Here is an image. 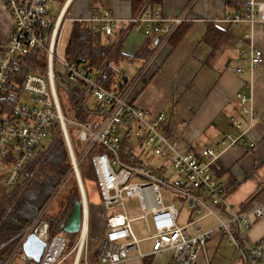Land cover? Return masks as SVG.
Here are the masks:
<instances>
[{
	"label": "built area",
	"instance_id": "2783aa9c",
	"mask_svg": "<svg viewBox=\"0 0 264 264\" xmlns=\"http://www.w3.org/2000/svg\"><path fill=\"white\" fill-rule=\"evenodd\" d=\"M2 2L13 28L9 37L0 39V179L6 190L17 187L26 177L28 165L47 152L42 151L43 140L50 136L51 149L52 142L62 136L72 162L71 174L77 179L83 200L81 229L70 250L67 251L69 240L65 232L52 236L48 233L46 218L47 209L67 176L36 219L15 236L16 244L4 264H11L16 255L23 264H65L72 254V264H127L132 252L136 251L139 258L146 256L140 247L145 239L150 241L151 254L172 251L169 264H196L212 237V230H203L195 221L179 224L176 204L166 202L162 184L168 187L174 200L187 201L192 211L208 207V214L219 218V230L239 245L234 229L262 219L264 206L251 211V219L249 213L227 205L226 189L214 171L221 168L216 148L208 146L198 152H179L175 138L168 135L167 115L161 112L154 116L135 104L143 81L157 64L158 53L170 43L179 27L191 20L190 8L163 13L147 0L141 11L130 19L128 31L138 29L146 36H153L155 50L134 75L119 71L115 79H107V64L88 68L68 59L65 48L62 50L68 20L66 5L54 14L55 0ZM226 21L230 25L249 23L251 27L257 21L264 22V2L251 1ZM75 22L82 23L88 31L106 36L114 35L117 25L109 9L95 10ZM237 46L238 74L253 73L262 65L264 51L255 45L252 32L239 38ZM62 93H67L73 101H80L71 116L64 113ZM237 97L243 104L249 100L242 93H237ZM11 99L14 105L6 110ZM80 107H84V119L76 118ZM244 110L253 115L251 108ZM71 127L76 130L79 151L73 145ZM241 136L228 134L226 138L230 145H235ZM156 158L167 164L153 165ZM82 162L92 170L104 218L105 235L95 263H91L88 251L92 206L79 168ZM131 198L138 200L141 214L136 218L144 221L149 233L146 238L138 237L133 228L136 218L130 216L126 206ZM33 232L46 242L40 261L23 250ZM244 255L246 264H264V235Z\"/></svg>",
	"mask_w": 264,
	"mask_h": 264
},
{
	"label": "crops",
	"instance_id": "0c3cea01",
	"mask_svg": "<svg viewBox=\"0 0 264 264\" xmlns=\"http://www.w3.org/2000/svg\"><path fill=\"white\" fill-rule=\"evenodd\" d=\"M251 1L264 2L161 0L152 4L155 10L163 13L189 7L191 20L178 42L169 43L158 53L157 64L143 81L135 104L154 116L161 112L167 115L168 135L175 138L179 152L193 148L200 151L208 146L216 148L221 168H214V171L228 191L225 197L227 205L249 213L248 218L252 219L251 211L264 206V62L253 73L238 74L236 67L240 62V53L237 41L252 32L255 45L264 51V22L257 21L251 27L249 23L230 25L226 21L231 14L243 11ZM65 5L68 19L65 27L69 24L71 30L77 19L88 17L95 10L111 11L117 19L116 30L112 36L102 34V38L105 42L118 41L120 55L116 61L120 65L115 67L127 76L134 75L155 50L153 36H146L138 29L128 31L130 19L142 9H136L133 0H55L52 12L57 14ZM209 23L226 31L223 41L217 45L204 39ZM12 28L11 16L0 0V39L9 37ZM237 93L249 97L248 102L243 104ZM244 108H251L253 115ZM228 134L242 136L237 144L230 145L226 138ZM223 141L226 143L222 144ZM162 163L167 164L165 161ZM5 191L0 179V199ZM91 204L93 208L94 203ZM209 211L204 206L200 211L191 210L188 219L179 223L186 225L195 221L203 230H212V237L200 252L196 264H246L244 251L264 235V217L252 225L238 226V245L219 230L218 216L208 214ZM97 217L103 225L102 212ZM92 226L93 223L90 230ZM102 228L98 234L103 238L105 233ZM248 229L253 235L249 233L246 238L248 244H245L241 235ZM91 236H94V231ZM67 238L69 240L70 236ZM99 246L100 243L92 249L96 255ZM150 249L143 251L146 256L142 258L137 257L136 251L132 252V259L127 264L170 263L171 250L151 254Z\"/></svg>",
	"mask_w": 264,
	"mask_h": 264
},
{
	"label": "trees",
	"instance_id": "16d2710c",
	"mask_svg": "<svg viewBox=\"0 0 264 264\" xmlns=\"http://www.w3.org/2000/svg\"><path fill=\"white\" fill-rule=\"evenodd\" d=\"M160 1L150 0L152 4L160 3ZM146 2L147 0H133V5L138 9L143 7ZM187 28L188 23H183L170 39V43L176 44ZM225 35L226 31L219 29L213 23H209L204 39L213 45H217L223 41ZM117 44L118 41L116 40L103 41L102 33L88 31L83 28L82 23L75 22L65 47V54L68 59L88 68H101L107 64V79H115L119 71L112 62L118 59L120 55V46H117ZM12 104L14 105V102L11 99L6 110H9ZM84 118H86L84 112L78 114V119ZM73 130L75 129L71 127L70 132H73ZM57 135L58 132L54 138ZM72 142L75 149L79 151L80 146L73 135ZM192 151L198 152L194 148ZM71 168L72 162L66 142L62 136H59L49 151L44 152L41 157H37L28 165L26 177L21 183L17 187L5 191L0 199V244L3 242L8 243L0 248V264H4L12 252L16 244L15 236L36 219L39 211L51 197L55 188L71 173ZM67 194L68 197L61 214L57 217L47 216L48 233L51 236L64 232V226L72 214L74 202L80 199V189L76 179ZM237 229L238 227L234 229L236 236ZM73 237L76 238V243L78 234L70 235V248L75 244Z\"/></svg>",
	"mask_w": 264,
	"mask_h": 264
},
{
	"label": "rangeland",
	"instance_id": "374dc122",
	"mask_svg": "<svg viewBox=\"0 0 264 264\" xmlns=\"http://www.w3.org/2000/svg\"><path fill=\"white\" fill-rule=\"evenodd\" d=\"M70 33H71V25L68 24L65 27V32L63 34V44H62V50L63 51H64V48H65L67 41L70 37ZM112 64L116 67H118V65H120V63L118 61H116V59L112 62ZM62 94H63L62 103H63V107H64V113L67 116H71L76 111L80 101L79 100H77V101L71 100L69 95H66L67 93H62ZM93 103L96 104L95 102H93ZM81 112H84V107H81L79 109L78 114ZM78 114H77L76 118H78ZM72 135H73V138L76 137V130H73ZM54 142L55 141L52 142V146H53ZM50 145H51V138H50V136H48L42 142V151H48L50 148ZM160 162H162V161H160L158 158H156L155 161L153 162V165H158ZM79 168L81 171V175L83 174L82 180H83V184L85 186V189H86V192L88 195V200H90L91 203H94L93 208L91 209V213H92L91 223H93V226L90 230V236H89V242H88V251H90L89 257H90L91 263H95L96 259H97V255H96V253H94L92 251V249L96 248L98 246V244L100 243L102 237L98 233H99L100 229L102 227H104V225H102V220L99 217L96 218V215L97 214L101 215L102 205L100 202L98 191H97L95 183H94V177H93V173H92L91 168L88 166V164L86 162L80 163ZM4 171L5 170L2 169V172H4ZM67 178L68 179H66L67 181L65 180L66 183L63 184L59 194H57V196L50 203V205L47 209L46 218H47V216L48 217H57L63 211L66 199L68 197L67 193L69 192L70 187L74 184L75 179H76V177L74 175H72L71 173H69ZM76 182H77V179H76ZM77 185H78V182H77ZM161 188H162L163 195H164L166 201H171V202H174L176 204V207H177L178 212H179V223H181L182 220L188 219V216L191 213V209L188 206V202L183 201L180 198H177L175 200L173 198H171L170 190L164 184L161 185ZM80 197H81V194H80ZM126 206L128 207L129 214L131 217H136V216L141 214L140 208L138 207L137 198H131V199L127 200ZM92 210H93V212H92ZM94 222H95V224H94ZM132 225H133V228H134L136 235L138 237L146 238L149 235L147 228L145 227V223L142 219L136 218L133 221ZM102 230H103V228H102ZM92 231H94V236H91ZM250 232H251L250 229L244 230L242 232L241 236L244 238L245 244H248L246 238L249 237ZM250 234L253 235V233H250ZM70 235L71 234L66 233V237H69ZM103 235H104V233H103ZM75 239L76 238L73 237L74 243H75ZM0 246H1V244H0ZM140 247L142 248V250L144 252L148 251L150 249V241L148 239H145L144 241H142L140 243ZM68 250H70V246L68 247L67 251ZM8 257H7V259H8ZM73 259H74V254L70 255V257L67 259V262L65 264H72ZM11 264H23V263H22V260L20 259V256L16 255L12 259Z\"/></svg>",
	"mask_w": 264,
	"mask_h": 264
},
{
	"label": "water",
	"instance_id": "95a60500",
	"mask_svg": "<svg viewBox=\"0 0 264 264\" xmlns=\"http://www.w3.org/2000/svg\"><path fill=\"white\" fill-rule=\"evenodd\" d=\"M83 217V200L82 198L75 200L74 208L70 218L64 226V232L69 234H78L81 229ZM46 247V242L41 239L37 233H31L26 239L23 250L36 261H40ZM251 264V263H249Z\"/></svg>",
	"mask_w": 264,
	"mask_h": 264
}]
</instances>
